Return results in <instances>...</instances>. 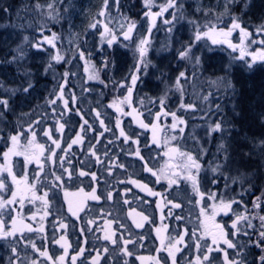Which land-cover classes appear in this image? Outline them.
<instances>
[{
  "label": "flooded vegetation",
  "instance_id": "flooded-vegetation-1",
  "mask_svg": "<svg viewBox=\"0 0 264 264\" xmlns=\"http://www.w3.org/2000/svg\"><path fill=\"white\" fill-rule=\"evenodd\" d=\"M62 76L63 74L60 77ZM100 76L97 75V79H88L86 76L83 85H80L77 77L69 73L64 89V99L69 102L67 109L62 100H57L56 105L50 106L47 103L49 99H55L59 95V85L64 83L61 78L59 85L50 87L48 94L43 95V100L33 102L29 108L21 110L19 118H15L11 111L4 112L3 118L7 123L5 128L0 129V179L4 180L8 190L0 192V197L7 200L12 191H18L23 194L24 201L23 204L17 203L0 209V221H3L5 229H17L14 242L0 239V264H10V257L11 264H72V256H77L76 264H93L98 252L99 264H155L156 259L160 260V264H165V258L167 264H172L168 250L175 251L172 246L179 235L184 236V242L177 245L180 251L175 252L176 264H197V256L207 252L203 245L207 243L211 246V234L219 235L217 225L223 227L229 239L240 243L248 242L249 246L245 251L250 254L247 259L249 262H258L259 255L264 253L260 248L254 247L252 242L264 230L260 220L264 216V197L259 201L261 207H254L256 198L264 193V175L259 168L260 161L256 158L248 161L242 157L237 162L231 159L227 167L213 173L212 168L223 162V153L218 152L215 146L209 152L201 151L197 145L189 144L191 140L181 133L183 125L188 127L199 124V121L207 125L209 118H181V113L175 111L177 119L174 120L173 112L167 110L170 103L165 99L164 90L156 93L153 99L148 95H141L142 102H135L132 86L111 87ZM129 87L132 88L130 106L127 101L120 103L128 96ZM161 99L164 100L163 106ZM114 101L117 102V107L123 109V113L131 114L126 115L117 112L115 107H110ZM195 104L198 105L197 102ZM184 113L188 114L186 111ZM5 115H9L8 118ZM84 120L92 128L81 132ZM138 120L149 127L141 128ZM193 120L198 121L193 123ZM36 121L40 122L39 125ZM60 123L64 124L63 130H58ZM240 124L239 129L242 127ZM30 126L35 132L32 143H29L33 140V133L28 131ZM105 128L109 130L105 131ZM121 129L130 137L128 142L120 136ZM45 131L50 132L52 139L59 141L60 148H56L52 140L44 135ZM77 133L82 135L83 140L69 149L68 145L76 138ZM17 134L19 140L13 146L8 137ZM216 134L218 133L207 135L202 141H215L218 137ZM153 139L156 143H153ZM134 141H138V144ZM10 147L20 154H10L5 159L3 154ZM137 147L139 156L135 154ZM49 149H54L55 156ZM171 149L178 151L173 152ZM93 151L95 156L92 155ZM180 152L193 155L201 164L198 175L195 170L191 174L197 176L199 193L203 194V199L193 189L191 180L185 178L189 173L182 166ZM203 152L205 155H201ZM25 156L31 159L30 163L26 162ZM141 156L143 159H140ZM145 166L156 172L157 176L146 171ZM6 168L11 169L19 181L18 185L13 183L12 177L4 170ZM65 169L73 173L71 179ZM206 170L210 172L204 178ZM81 171L89 175L81 177ZM92 173L96 175L95 181L91 178ZM241 173L246 177L245 182L241 184L237 179L233 183V178L239 177ZM61 175L63 181H56L55 176ZM130 180L146 184L159 195H148L146 190H141L130 183ZM170 180L175 183L170 185ZM93 188L96 189L99 200L85 198ZM44 192L48 193L44 198L48 201L47 208L42 199L34 198L43 197ZM108 193L112 194L111 199L107 198ZM211 193L217 194V203L221 197H234L238 201L242 200V203L233 204L227 215L218 212L213 216L214 202L209 199ZM125 200L128 203H124ZM69 206L77 212L76 215L69 211ZM201 209L205 210V214H201ZM130 212L133 214L129 215ZM135 213L147 216L148 221L142 220ZM237 214L247 215L252 227L241 221L238 224L240 234L233 236L235 230L231 225ZM13 219L16 221L15 225ZM61 223L67 225V228L61 229ZM136 223L143 226L137 228ZM24 225L30 226L34 231L29 232ZM113 231L116 244L103 239L105 232ZM244 232L249 235H244ZM61 235L67 241V254L61 247L64 241L61 244L54 242V238L58 240ZM121 235L125 239L130 237L137 241L127 245L132 256H126L122 251L123 242L118 239ZM200 237L203 239L199 240L201 248L198 252L196 244ZM31 243L40 251L47 250L52 260L41 256L39 251L31 247ZM13 246L18 250L19 259L13 257ZM219 246L226 248L222 241ZM80 248L85 249L83 254H79ZM105 248L108 249L107 252L104 251ZM228 251L231 255L232 250ZM61 256L64 257L62 262L58 260ZM211 256L219 258L214 259L212 264H221L222 253L213 252ZM137 257H144V260Z\"/></svg>",
  "mask_w": 264,
  "mask_h": 264
},
{
  "label": "rangeland",
  "instance_id": "rangeland-1",
  "mask_svg": "<svg viewBox=\"0 0 264 264\" xmlns=\"http://www.w3.org/2000/svg\"><path fill=\"white\" fill-rule=\"evenodd\" d=\"M7 1L0 0V9ZM16 1H18L16 6H25L28 3L27 0ZM33 1L37 11L45 13L43 18L46 15L45 19L49 21L51 18V23L55 25L51 34H56L54 41L56 47L52 48L45 44L44 48L47 51L37 52L31 47V44L40 40L32 39L26 31L2 26L7 23L4 22V15L0 10V54L8 52L16 54L15 50L18 46H22L26 53L18 66L20 75H10L0 66V83L3 84V89L0 91L2 95H7L6 90L18 88L23 83L25 70L33 73L35 83V91L30 96L26 97L23 93L17 92L12 97L11 112L15 118H19L20 111L29 108L33 102L43 100L50 87L59 85L60 76L63 73L69 72L75 75L80 85H83L82 82L86 76L89 79L90 76L101 75L102 78L101 76L99 78L111 87L132 86L135 102H142L141 95H148L153 99L156 93L164 90L165 99L170 103L167 105L170 106L167 108L168 111L181 113V118H203L204 116L209 118L207 125L199 121V124L182 126L181 133L191 140L189 144L197 145L201 151L209 152L215 147L218 148L220 143L226 142L231 159L237 162L241 157L248 161L256 158L260 161L259 168L264 175V158L259 153L252 156L246 155L252 150L253 139L256 141L264 139V118L261 116L264 113V62L258 61L251 69H248L245 61H250L251 56H246L245 60L234 59L239 57L237 55L239 51H232L227 44L212 45L210 39L201 40L193 49L200 57L199 65L180 60L176 51L193 33L194 25L189 21H195L202 29L207 24H214L218 28L227 30V27L231 26V17L238 16L246 30L252 34V31H256L260 25L264 24V0H238L236 4L229 6L227 12L224 7L227 0H177L178 4L183 5V19L176 23L170 33L169 26L163 23L164 19H171L170 13L173 10L169 9L163 16L157 17L156 26L152 28L150 37L149 18L144 16L148 9L145 8L143 13L139 15L137 13L136 17L127 16L129 20L136 22V28L127 40L124 38V33L127 31L129 20H125L123 16L124 20H114L121 12L119 5L121 0L118 5L114 0H108V8L104 16L98 15L104 0ZM165 2L166 0H156L151 11L159 12L160 6ZM50 4L51 9L48 7ZM245 4H247L246 8ZM142 6L144 7V4ZM94 23L95 28L91 27ZM111 27L119 29L121 34H115L116 31L110 30ZM40 34L46 33L42 31ZM112 36L116 39L109 46L107 40ZM25 37L28 38L27 41ZM145 37L150 39L148 52L144 58L147 67L141 66L138 79L133 86L131 76L136 72V65L139 62L138 45ZM261 37L246 38L243 47L249 53L260 51L264 48L258 45L260 40H264V35ZM230 39L233 44L239 46L241 41L239 30L234 31ZM250 40H255L257 43H250ZM57 52L64 58L59 63L51 60V56ZM81 52L84 54L83 58L80 56ZM48 63H52L53 68L44 75V69ZM229 65H231V72L228 74V79L232 87L226 88L216 81L219 77L225 76L223 69ZM181 71H184L187 76L186 80H181L182 91L175 87L176 77ZM24 102L26 103L23 104ZM217 105H220L219 112H217ZM185 111L188 114H185ZM221 118L229 122L226 127L231 129L234 126L235 130L231 132V135L225 134L226 136L222 137L218 133L215 141L210 143L202 141L210 135L209 126ZM6 123L3 117L0 118V129L5 128ZM239 124L242 126L240 129ZM204 152L201 155H205ZM209 172V170L205 171L204 178Z\"/></svg>",
  "mask_w": 264,
  "mask_h": 264
},
{
  "label": "snow or ice",
  "instance_id": "snow-or-ice-1",
  "mask_svg": "<svg viewBox=\"0 0 264 264\" xmlns=\"http://www.w3.org/2000/svg\"><path fill=\"white\" fill-rule=\"evenodd\" d=\"M114 2L117 5L119 4V0H114ZM237 2H238V0H227V2L224 5L225 11L227 12L229 6L232 4H236ZM153 6H155L154 0H144V7L146 9H148L144 13V16L149 18V28H148L149 37H150V34L152 32V28L156 26L157 17L163 16V14L165 12H168L169 9L173 10L170 13L171 19H164L163 23L169 26L168 31L170 33L173 31L176 23H178L180 19H183V14H182L183 5L178 4L177 0H166V2L160 6L159 12H152L151 9ZM37 7H39V5H37ZM48 7L51 9L52 5L50 4ZM246 7H247V4H245V8ZM107 8H108V0H104L103 6L101 8V11L98 13V15L104 16ZM126 19H128V18H126ZM189 23H192L194 25V29H193V33L190 36V38L188 39V41L181 43L180 48L176 50L178 58L180 60L188 61L190 63H193L194 65H199L200 64V57L195 54L193 49L197 47V44L201 40L210 39L212 45L227 44V46L229 48H231L232 51H234V52L239 51V57L234 58V59L245 60L246 56H251L250 61H245L248 69H251L253 67V65L256 64L258 61L264 62V48H262L258 52L249 53L246 51L245 47H243L245 39L250 38L252 34L246 30V27L243 25V22H242L240 17L232 16L231 17V26L227 27V30H225L224 28H218L214 24H207L204 26V29H202L198 24H196L195 21H189ZM91 27L95 28L96 24L95 23L92 24ZM135 28H136V22L129 20L127 31L124 33V38L126 40L130 38V34ZM237 30H239L240 37H241V41H240L239 46L236 44H233L231 39H230L233 32L237 31ZM105 31H107V27H105ZM256 33L260 34V35H264V24L260 25L256 29ZM101 35L103 38L104 34L102 33ZM149 37H145L144 39H142L138 45L139 62L136 65V72L134 74H132V76H131V81H132L133 86L136 84V81L138 79V75L141 71V66L147 67V62L145 61L144 58L148 52V46L150 44ZM24 39H25V41H27L28 38L25 37ZM55 39H56V34L53 33L51 38L44 37L42 40L37 41L34 44H31V47L35 48L37 50V52L47 51V49L44 48V45L47 44V45L51 46L52 48H55L56 47V45L54 43ZM115 39H116L115 36H112L111 39H108L107 40L108 45L111 46ZM250 43H257V41L250 40ZM259 43L261 45H264V40H260ZM15 51H16V55H13L12 60L5 61L6 63L18 62V61H21L25 58L26 53H25L24 48L22 46H18ZM80 56H81V58H83V56H84L83 52L80 53ZM63 59H64L63 56H61L59 54V52H57L55 55L51 56V60L55 61L56 63L61 62ZM52 68H53V64L48 63L47 67H45V69H44V75H47L48 72ZM223 71L225 72V76L219 77L216 82L224 85L226 88H231L232 84H231V81L228 79V74H230V72H231V65L225 67L223 69ZM68 76H69V72L63 73V76L61 78L64 80V83L59 85V95L55 99H49L47 101V103L50 106L56 105L57 100H62L63 104H64V108L65 109L68 108L69 102H68V100L64 99V89H65V85L67 84ZM93 78H98V77H91V76L89 77V79H93ZM186 79H187L186 73L184 71H181L175 80V87L177 88V90L182 91L181 80H186ZM101 83H103V81H101ZM25 84H26V86H25ZM121 87H123V85H121ZM0 89H3L2 83H0ZM33 91H35V83H34V79H33V73L30 70H25L24 74H23V83L18 88L6 90V92L8 93L7 95H0V118L3 117L5 111H11L12 110V105H11L10 101H11L12 97L15 96V94L17 92H21L24 94V96L27 97V96H30ZM131 95H132V88L129 87L128 88V96H126L124 98V101H120V103H124L125 101H127V102H129V106H130ZM205 99H207V97H205ZM160 103L163 106L164 100L161 99ZM109 106L115 107L117 112L123 113V109L120 107H117L116 101H114L113 104L109 105ZM183 106L184 105H182V107ZM220 110H221L220 105H217V112H219ZM133 111H135V109H133ZM53 112H55V108H53ZM123 114L130 115L131 113H123ZM237 115H239V114L237 113ZM97 116H99V113H97ZM172 116H173L174 120L177 119L175 116V113H173ZM261 116H262V118H264V113H262ZM179 122L183 123V121H179ZM35 123L37 125H39L40 122L36 121ZM100 123H101V126L103 127V121L102 120L100 121ZM138 123L140 124L141 128L147 129L149 127V125L143 123V121L138 120ZM228 123L229 122L226 121L224 118H221V119L213 122L209 126V134L211 135L212 133H220L222 135V137L225 134L230 136L231 132L233 130H235V128H234V126L231 129L226 127V124H228ZM119 126H120V121L118 120L117 121V127L119 128ZM153 127H155V125H153ZM63 128H64V124L60 123L58 130H63ZM91 128H92V125H90L87 120H84L83 124L81 125V132H84L86 129L90 130ZM104 130L108 131L109 129L105 128ZM28 131L33 133V140L29 141V143H32L35 139V132L33 131L31 126L29 127ZM181 131H183V129H181ZM237 134H238V131H237ZM44 135L48 136V138L52 140V144L55 145L56 148L61 147L58 140L52 139L50 132L45 131ZM101 135H103V133H101ZM120 136L124 137L125 142H128V140L130 139V137L125 135L123 129H121V131H120ZM8 139L12 142L13 146H15L19 140V134L10 135L8 137ZM82 140H83L82 135L80 133H77L76 138L71 141V144L68 145V148L70 149L73 144L81 143ZM134 143L138 144V141H134ZM153 143H156L155 139H153ZM145 147H148V145H145ZM40 148H41V152H43L44 149H43L42 145L40 146ZM62 150H64V149H62ZM49 151L52 153L53 156H55L54 149H49ZM64 151H66V150H64ZM171 151L177 152L178 150L177 149H171ZM217 151L223 153V158H222L223 162L221 164H217L216 167L212 168L213 173L217 172L221 168L227 167L231 162V157H230V154L228 151V144L226 142L220 143L218 145ZM257 153H259V155L262 158H264V139H260L259 141H256L255 139H253L252 150L249 153H247L246 155L252 156V155H256ZM10 154L19 155L20 153L14 152V148L10 147L8 149V151L5 152L3 155H4L5 159H7ZM135 154L137 156L140 155V151H139L138 147L135 150ZM92 155L93 156L96 155L94 151L92 152ZM179 156L182 158L183 168L186 169L187 172L189 173L185 178L191 180L193 189L197 193H199V183L197 180V176L192 175L191 173H192V170H195L196 174L198 175V173L201 169V164L198 162L196 157H194L193 155H191L189 153L180 152ZM140 159H143V157L141 156ZM25 160L28 163L31 162V159L28 156H25ZM97 161L99 162V157H97ZM37 162H39V161H37ZM61 167H63V165H61ZM145 168H146V171L151 172L153 176H157V173L153 172V170L151 168H147V166H145ZM4 170H6L8 172V175H10L12 177L13 183L18 185L19 181H17L15 175L12 174L11 169L6 168ZM42 170H43V168L41 166V171ZM65 172L67 173L68 178L71 179L73 173L68 171L67 169H65ZM86 175H89V173H87L85 171H81L79 173V176H81V177L86 176ZM91 178L93 181H95L96 175L94 173H92ZM237 179H239L241 184H243L245 182L246 177L243 173H241L239 177L233 178V183H235ZM55 180L62 182L63 176L62 175L61 176H55ZM129 182L132 183L133 185H136L137 187L141 188V190H146L148 192V195H151V196L159 195L158 193L153 192L151 189H149L146 184H140L138 181H135V180H130ZM157 182H159V177H157ZM215 182H216V177L213 178V183H215ZM172 183H175V181L170 180L169 184L171 185ZM225 188H227V184L225 185ZM7 190H8V188H7V185L5 184L4 180L0 179V192H5ZM81 191H83V190L81 189ZM199 194L201 195V199H203V194L202 193H199ZM65 195L67 196V193ZM47 196H48V193L44 192L43 197H34V198L35 199H42L44 201L45 208H47L48 201L46 199H44ZM262 197H264V193H262L261 197L256 198L257 202L254 203L255 208L261 207V203H259V201H261ZM85 198L91 199V200H99L100 199V197L96 195V189L95 188H93L91 193L87 194L85 196ZM107 198L111 199L112 194L108 193ZM209 199L214 202L212 205V215L213 216L218 214V212H223L225 215H227L228 212L232 210L233 204L239 205L240 203H242V200L238 201L234 197L228 198V199H224L221 197L217 203V194L216 193H211L209 195ZM23 201H24V196L22 193H20L18 191H12L11 197L9 199L4 200L2 197H0V209L4 208L6 206L17 204V203L23 204ZM124 203H128V201L125 200ZM173 206L179 207V205H173ZM78 210H82V209H78ZM69 211L72 212L73 215L77 214L76 211H73L71 206H69ZM245 211H246V209H245ZM45 214L47 215V212ZM132 214H133L132 212L129 213V215H132ZM201 214L202 215L205 214L204 209H201ZM135 215L140 216L142 218V220H144V221H148V217L144 216L142 213H135ZM177 219H179V217H177ZM260 220L262 221V229H264V216H261ZM241 221L247 222L248 226L252 227L250 220H249V217L247 215L237 214L236 220L233 221V223L231 225V228L235 230L232 233L233 236L240 234V229L238 228V224ZM89 223H92V222L89 221ZM15 224H16V221H15V219H13V225H15ZM142 226L143 225L141 223H136L137 228H140ZM24 227H26L29 232L34 231V229L28 225H24ZM59 227L61 229H66L67 225L61 223ZM121 227H123V225H121ZM217 228L219 229V235H217L215 233L211 234L212 235L211 246H209L207 243H205L203 245V247L207 249V252L202 254V255L197 256V264H202V262H203V264H212V261L214 259H219L218 257H212L211 256V253H213V252H219V253L223 254V260L221 261V264H264V254L259 255L258 262L256 260L249 262L247 259V256L250 253H247L245 251V249H247L249 246L248 242L240 243L239 241H233L232 239L228 238V234L224 231L223 227H220L219 225H217ZM40 231H43V229H40ZM81 231H83V229ZM157 231H159V230H157ZM243 234L249 235L247 232H244ZM16 235H17V229L15 227H12L11 229L6 230L3 221H0V239L8 240L9 242H14ZM193 235H195V233H193ZM114 237H115L114 231L113 232H105L103 239L106 241H111L113 244H116L117 239H114ZM118 239L123 242L122 251L124 252V254L126 256H132L133 253L131 251H129L127 245L128 244H135V243H137V241H133L130 237L128 239H125L123 237V235H121ZM200 239H203V237L198 238V242L196 244V248H197L198 252L200 251V248H201V245L199 243ZM61 241H64V243L61 244ZM221 241L224 245H226V248H221L219 246ZM54 242L57 244H61V247L64 248L65 254H67L68 246H67V241L64 238V235H61V237L58 240L54 238ZM183 242H184V236L179 235L178 238L175 240V243L172 246V248L175 251L168 250V257H171L172 264H176L175 252L180 251V248L177 247V245H181V244H183ZM252 243H253L254 247L260 248L262 253H264V230H261L259 232L258 239ZM31 247L34 250L39 251L41 256L46 257L48 260H52V257L48 255L47 250L40 251L39 249L36 248V245L34 243H31ZM228 250H232L231 255H230ZM84 251H85L84 248H80L79 254H83ZM104 251L107 252L108 249L105 248ZM157 251L159 252L160 249H158ZM11 252L13 254V257H15L16 259H19L18 250L16 247L13 246L11 248ZM99 256H100V253L98 252L97 258L93 261V264H99ZM137 259L143 261L144 257H137ZM11 260H12V258L10 257V264H11ZM58 260L62 262L64 260V257L61 256L58 258ZM71 260H72V264H76L77 256H72ZM54 264H55V262H54ZM125 264H127V262H125ZM155 264H160V260L156 259ZM165 264H167V258H165Z\"/></svg>",
  "mask_w": 264,
  "mask_h": 264
},
{
  "label": "trees",
  "instance_id": "trees-1",
  "mask_svg": "<svg viewBox=\"0 0 264 264\" xmlns=\"http://www.w3.org/2000/svg\"><path fill=\"white\" fill-rule=\"evenodd\" d=\"M43 2V0H39ZM159 1V0H157ZM27 5L25 6H16L18 4V1L16 0H8L5 5L1 7V11L4 15L3 20L7 24L2 25L7 28H12L19 31H26L29 36H31L32 39L35 40H42L44 37H52L51 32L54 29V24L51 23V18L46 20L43 18V11H37L36 6L33 5V0H27ZM132 3V4H131ZM144 4V0H121L120 2V8L121 12L119 15H117L114 20H129V17H136L137 13L138 15L143 13L145 10V7L142 5ZM154 4H156V0H154ZM158 4V3H157ZM42 13V14H41ZM123 16V18H122ZM126 17L128 19H126ZM112 26V24H111ZM113 29L112 27L110 30ZM115 30V34L120 35L121 31L119 29H113ZM45 32L46 34H40V32ZM253 38H262V35L256 34V31H252ZM50 34V35H49ZM50 38V37H49ZM261 45V44H258ZM264 47V45H261ZM13 55H16L15 52H8L4 54H0V66L10 75H20L19 67L20 61L13 62V63H6L5 61L12 60ZM239 55V54H237ZM98 61V60H97ZM21 78V77H20ZM1 90V89H0ZM3 93L0 91V95ZM9 115H5L6 118H8ZM252 120V119H251ZM254 122V121H253Z\"/></svg>",
  "mask_w": 264,
  "mask_h": 264
}]
</instances>
